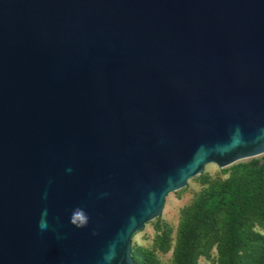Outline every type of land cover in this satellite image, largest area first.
Instances as JSON below:
<instances>
[{"label": "water", "instance_id": "water-1", "mask_svg": "<svg viewBox=\"0 0 264 264\" xmlns=\"http://www.w3.org/2000/svg\"><path fill=\"white\" fill-rule=\"evenodd\" d=\"M264 155V0H0V264H134L209 164Z\"/></svg>", "mask_w": 264, "mask_h": 264}, {"label": "trees", "instance_id": "trees-1", "mask_svg": "<svg viewBox=\"0 0 264 264\" xmlns=\"http://www.w3.org/2000/svg\"><path fill=\"white\" fill-rule=\"evenodd\" d=\"M229 170L226 180L208 183L183 213L173 264H199L214 245L218 264H264V158ZM131 255L134 264H158L149 251L131 247Z\"/></svg>", "mask_w": 264, "mask_h": 264}, {"label": "rangeland", "instance_id": "rangeland-1", "mask_svg": "<svg viewBox=\"0 0 264 264\" xmlns=\"http://www.w3.org/2000/svg\"><path fill=\"white\" fill-rule=\"evenodd\" d=\"M263 158L264 155H261L238 163H246L252 159L262 161ZM231 166L218 168L215 164H209L200 175L189 180L185 188L170 193L166 197L160 217L146 224L135 235L132 248H140L153 253L158 264H173L176 234L183 213L190 208L196 197L207 187L208 183L226 180ZM254 230L259 231V228L255 227ZM198 263L218 264L216 245L212 246L205 256L199 257Z\"/></svg>", "mask_w": 264, "mask_h": 264}]
</instances>
